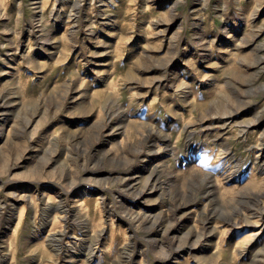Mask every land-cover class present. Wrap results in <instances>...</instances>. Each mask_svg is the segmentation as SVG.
Segmentation results:
<instances>
[{"label":"rangeland","instance_id":"rangeland-1","mask_svg":"<svg viewBox=\"0 0 264 264\" xmlns=\"http://www.w3.org/2000/svg\"><path fill=\"white\" fill-rule=\"evenodd\" d=\"M0 264H264V0H0Z\"/></svg>","mask_w":264,"mask_h":264},{"label":"bare ground","instance_id":"bare-ground-1","mask_svg":"<svg viewBox=\"0 0 264 264\" xmlns=\"http://www.w3.org/2000/svg\"><path fill=\"white\" fill-rule=\"evenodd\" d=\"M48 202V201H47ZM63 205V204H62ZM53 209V208H52ZM61 209V208H60ZM61 218H63V217H61ZM50 219V218H49ZM52 219V218H51ZM88 230V229H87ZM37 232V231H36ZM89 235V234H88ZM77 238V237H76ZM79 239V238H78ZM77 239V240H78ZM79 243V242H78ZM78 243L76 244V245H78ZM92 248V247H91ZM91 251H90V256H88V259L90 260V261H92L93 259H94V256L96 255V254H94V252L95 251H92V249H90ZM87 253H89V252H87ZM86 254H84V256H85ZM87 258V257H86Z\"/></svg>","mask_w":264,"mask_h":264}]
</instances>
